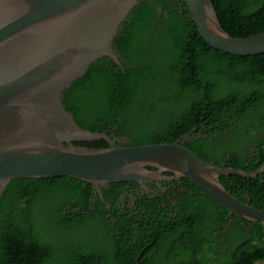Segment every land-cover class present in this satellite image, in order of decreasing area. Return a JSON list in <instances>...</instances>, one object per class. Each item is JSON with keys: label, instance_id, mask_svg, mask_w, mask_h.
<instances>
[{"label": "trees", "instance_id": "16d2710c", "mask_svg": "<svg viewBox=\"0 0 264 264\" xmlns=\"http://www.w3.org/2000/svg\"><path fill=\"white\" fill-rule=\"evenodd\" d=\"M212 1L231 35L264 30V0ZM116 43L122 64L100 56L64 91L66 107L83 127L127 135L131 144H140L173 141L197 125L195 133L202 136L186 139L185 144L210 161V138L215 141L218 130L239 124L248 133L264 126V52L238 55L210 45L185 0H140L123 22ZM75 142L109 144L104 138ZM218 147L215 154L220 156L223 146ZM241 157L232 151L225 165L257 168L259 163L246 165ZM220 178L232 193L264 210L262 173ZM123 183L108 182L102 186L104 195L108 196L107 187ZM93 191L91 182L71 175L12 178L0 198V264H158L156 257L143 261L142 255L137 262L144 244L134 251L127 247L140 240L131 227L99 243V230L112 221L99 209L101 199L91 201ZM208 197L229 211L209 193ZM248 221L253 227L229 253L212 245L214 237L187 225L181 233L155 229L149 239L155 244L145 254L157 247L154 254H167L172 264H259L264 260V224ZM123 222L125 218L119 221Z\"/></svg>", "mask_w": 264, "mask_h": 264}, {"label": "water", "instance_id": "95a60500", "mask_svg": "<svg viewBox=\"0 0 264 264\" xmlns=\"http://www.w3.org/2000/svg\"><path fill=\"white\" fill-rule=\"evenodd\" d=\"M203 38L238 55L264 52V30L226 31L212 0H185ZM140 0H0V198L14 177L71 175L101 191L110 181L144 182L169 170L192 179L240 217L261 221L264 210L233 194L223 174L251 177L262 168L218 165L183 143L120 144L80 125L63 100L66 88L99 56L122 64L115 36ZM104 138L107 146L75 141ZM155 167L156 169L150 168Z\"/></svg>", "mask_w": 264, "mask_h": 264}, {"label": "flooded vegetation", "instance_id": "af4514ba", "mask_svg": "<svg viewBox=\"0 0 264 264\" xmlns=\"http://www.w3.org/2000/svg\"><path fill=\"white\" fill-rule=\"evenodd\" d=\"M162 8V5L159 6L160 11H162ZM121 29H123V23ZM116 36L115 46L117 47ZM116 51L119 52L118 48ZM120 58L123 60L122 56ZM193 128L195 129L190 136L183 140L184 144L186 139L194 140L202 136V132L195 133L198 130L197 125ZM244 131V127H240L239 124H234L232 128L218 130L214 134L216 140L210 138L212 142L210 161L213 163L221 161V165H225L232 151H234L238 155H242L241 158L245 160L246 165L259 163L257 168L246 171L262 168L258 174L262 173L264 179V162L260 163L261 155L264 154L262 151L264 149V126L261 127L260 131H253L252 129L248 133ZM111 135L120 144L132 143V139L127 135L119 136L115 133ZM205 135L208 136L207 133ZM253 135H256V137L254 138ZM218 146H223L220 156L215 154L216 149L219 148ZM254 157L256 158L253 159ZM150 168L156 169L152 166ZM159 175L160 177L144 182L124 181L117 188L106 186L108 190L107 197L104 195L102 186L101 191L94 187L91 201L95 204L101 199L103 205L101 204L99 209L104 212L107 221H112L104 223L103 229L99 230L100 244H106L107 240L110 239V235L122 234V229L128 226L133 229L137 237L140 236V240L136 243L135 241L128 242L127 247L134 251L136 245L144 244L140 254L136 256L138 263L141 257L143 261L156 257L158 264H172L167 254H154L158 249L157 247L151 249L150 253L145 254V251L154 245L156 241L155 239L149 240L150 235L154 234L155 229L160 231V226L181 233L188 225L202 236L214 237L215 240L212 245L224 254L229 253L232 245L241 240L253 227V224L249 223L248 220L237 218L230 211L225 212L208 197L207 192L198 187L196 183H192L189 177L177 175L169 170L159 171ZM247 199L249 201V198ZM93 209H96V206H93ZM114 213L120 215V218L116 217ZM153 215H155L154 218ZM121 218H125V222L119 223ZM215 225L217 227L216 232L213 230ZM132 256L134 255L132 254Z\"/></svg>", "mask_w": 264, "mask_h": 264}, {"label": "rangeland", "instance_id": "374dc122", "mask_svg": "<svg viewBox=\"0 0 264 264\" xmlns=\"http://www.w3.org/2000/svg\"><path fill=\"white\" fill-rule=\"evenodd\" d=\"M259 264H264V260H262V261H259Z\"/></svg>", "mask_w": 264, "mask_h": 264}]
</instances>
